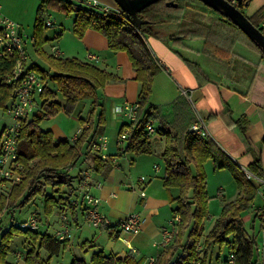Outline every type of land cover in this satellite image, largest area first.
Listing matches in <instances>:
<instances>
[{
    "label": "trees",
    "instance_id": "1",
    "mask_svg": "<svg viewBox=\"0 0 264 264\" xmlns=\"http://www.w3.org/2000/svg\"><path fill=\"white\" fill-rule=\"evenodd\" d=\"M198 1L200 0H158L139 12L141 24H138L127 12L125 16H117L72 0L41 2L37 10L33 46L48 67L37 62L29 63V59L27 62V70L38 73L43 78L45 86L35 98L36 110L23 121L18 138L17 152L21 164L18 171L22 174V179L10 184V190L0 195V264L21 262L50 264L54 256L60 255L69 244L68 238L60 240L57 236L42 231L41 227L30 229L23 224L27 219L21 221L19 225L12 223L7 228L4 227L5 221L11 213L35 202L37 197L42 199L44 213L48 217L61 208H66L60 210L63 213L71 211L75 215L78 209L81 210V198L78 192L80 184L76 186L71 171L86 159H92L97 170H100L99 167L109 165L106 158L91 150V145L106 121L99 90L109 81L120 77L94 62L78 57H60L46 52L44 44L50 40L44 35L48 10L53 8L68 14L75 13L73 30L78 37H83L88 29H95L106 37L111 50L125 51L128 54L136 71V79L141 83V90L138 96V119L123 123L121 129V132L126 127L131 129L125 151L151 153L152 134L145 131V128L149 121L156 120L158 113L159 107L150 100L153 80L161 66L150 52L147 38L155 37L166 42L181 38H203L212 55L223 60L224 56L220 51L223 48L217 46L214 40L219 38L233 40L243 35L254 45L264 60V49L229 17L206 4L204 7L196 4ZM245 2L249 3L250 0L237 4L242 11ZM184 7H190L191 14L186 15ZM214 13L218 14L219 18H215ZM248 18L264 33L263 8ZM171 27L173 29H170ZM15 63V58L0 60V108L5 112L14 102L17 84L4 80ZM196 68L199 70L198 67ZM51 85L56 86L57 89L52 88ZM58 92L64 97L63 102L59 100ZM86 99L92 100L93 108L86 119L80 118L83 128L75 139L58 140L52 130H43L40 127L43 119H49L60 111L72 114L77 104ZM99 107L101 110L98 112ZM156 131L166 139L162 153L165 163L164 184L179 189V195L175 198L177 203L175 211L179 219L173 242L163 247V252L152 264H183L186 260L201 256L197 245L202 235L204 220L209 215L204 164L209 159L219 161L220 150L211 139L197 135L188 128L183 132H173L165 126H160ZM227 165V162L221 163L220 167ZM246 168L255 176L264 179L260 155ZM234 174L239 189L238 196L224 203L221 214L215 219L202 245L206 253L213 245L227 244L231 250L230 255L234 254V264H261L257 250V235L254 231H248L242 220L244 212L254 203L258 187L245 175L238 172ZM82 178L79 179L80 183L84 179ZM36 213L41 212L36 210ZM257 220L260 221V232L264 235V204L253 217L254 223ZM16 234L26 235L30 247L24 255L18 254L21 262L12 263L7 257L11 241ZM44 252L47 256H44ZM70 264H141V262L137 261L135 254L120 257L100 250L93 253L89 260L83 257L74 258Z\"/></svg>",
    "mask_w": 264,
    "mask_h": 264
},
{
    "label": "crops",
    "instance_id": "2",
    "mask_svg": "<svg viewBox=\"0 0 264 264\" xmlns=\"http://www.w3.org/2000/svg\"><path fill=\"white\" fill-rule=\"evenodd\" d=\"M102 1L111 5H119L115 0ZM262 8L264 9V0H250L244 5L243 11L247 16H252ZM52 10L65 14L67 18L64 21L68 29H65L66 26L63 29L60 28L55 34L56 38H63L69 31L68 33H73L79 42L68 49L60 40L61 51H55L53 54L60 57H78L94 62L99 67L120 77V79L109 81L104 88L99 90L106 121L96 139L103 134L108 136V148L101 155L109 161V165L99 167L100 170H97L94 167V161L86 159L78 165L77 173L74 174V181L78 186L79 179L84 178V172H90L87 188L101 199L99 209L111 219L112 225L96 227L89 224L96 230L76 237L73 235L72 238H76V241L69 237V244L65 251H75L76 248L80 252L90 250L91 256L100 250L120 257L135 254L137 257L144 256L142 260H145L146 264H152L151 258L154 257L156 261L164 250L163 247L154 246V242L161 239L164 229L172 227L173 222L176 233L179 219L175 211L177 206L175 198L179 195V189L167 187L164 184L165 163H163L162 153L166 139L160 135L162 147H157V145L156 148L153 145L151 153L125 151L127 141H121L119 134L123 123L127 121L125 117L117 113L116 106L138 101L141 90V83L136 79V71L128 54L125 51L111 50L106 37L95 29H88L83 37H78L73 30L75 13L68 14L62 10L50 8L48 15ZM2 13L7 15L3 6ZM214 17L219 18V15L214 13ZM262 26L264 27V22ZM27 37L28 35L26 36L28 51ZM31 38L33 39V34ZM198 40L202 42L198 45L192 44L193 41ZM32 42L34 45V40ZM146 42L153 57L161 58L166 63V68H161L154 77L150 100L152 104L159 107L156 120L152 121L156 130L160 126H165L173 132H183L187 128L189 130L195 123L194 109L182 92L183 88L190 89L194 103L206 121L209 131L207 138L211 139L220 150L219 161L209 159L204 164L208 177L210 171L211 174H216L226 170L230 171V175L236 181L230 165L233 161H228V163L227 159L234 160L239 167L243 168L242 172L245 174L246 167L258 155L262 158L264 170V60L254 45L243 35L233 40L222 38L214 40L217 46L223 48L220 51L224 59L221 60L212 55L203 38H181L166 42L149 37ZM90 54L95 55L96 58L89 57ZM200 55L205 56L201 58L202 63L198 60ZM92 108V100L86 99L77 104L74 112L79 115L85 113V116L80 118L86 119ZM97 110L99 112L100 107ZM0 122L3 124L7 120L2 122L0 118ZM82 128L81 123L77 132L71 136L59 125H55L51 130L58 140H73L80 134ZM157 134L156 131L151 135L152 142ZM226 162L228 163L226 167H220L221 163ZM208 165L209 171L207 170ZM141 177L145 180L142 181ZM260 190H264V187L262 186ZM142 191L146 192L145 196L141 194ZM262 197L264 201V195ZM65 209L56 210L59 226L52 235L56 236L57 232L63 228L64 222L61 220L63 212L60 210ZM67 212L69 216L67 225L70 228L75 226L79 231L85 224L82 220V211L78 209L75 215L71 211ZM130 212L139 213L142 219L141 232L131 240L130 251L126 247L121 249V246L117 244L111 251L106 252L101 242L102 238L119 240L117 225ZM242 220L244 223L253 222L252 213L244 215ZM253 225H255L254 222ZM48 226H50L49 223ZM263 237L261 232L258 237L260 242L257 244L261 262L264 260V253L261 249ZM150 245L155 247L156 251L146 255L145 252L152 247Z\"/></svg>",
    "mask_w": 264,
    "mask_h": 264
},
{
    "label": "built area",
    "instance_id": "3",
    "mask_svg": "<svg viewBox=\"0 0 264 264\" xmlns=\"http://www.w3.org/2000/svg\"><path fill=\"white\" fill-rule=\"evenodd\" d=\"M90 8L99 9L106 13H113L117 16H125L126 12L119 5H111L104 3L102 0H72ZM47 25H52L53 20L47 19ZM26 34L23 31L21 24L7 15L2 13V4L0 3V60L16 59V63L12 71L8 72L5 76L6 82H15L17 89L15 92V99L12 105L6 111L11 117V121L2 124L0 122V186L6 184L17 183L22 179V174L18 171L21 166L18 160V138L21 133L23 121L31 115L37 107L36 96L44 90L45 82L43 78L36 72L28 71V51L26 47ZM89 57L96 58L95 55L90 54ZM158 65L161 68H166V63L163 59L155 57ZM183 94L188 98L194 109L196 118L195 123L192 124L189 131L194 132L202 137H209V131L205 119L197 109L190 89L183 88ZM139 102H127L125 104L117 105L116 111L121 116L126 118L128 122H134L138 119ZM145 131L150 134L156 132V128L152 121L146 124ZM131 129L126 127L120 134L121 141H127L130 136ZM109 144V138L106 135L99 136L93 141L91 150L102 154ZM103 155V154H102ZM89 171L84 172V179L79 186V197L81 198V211L85 221L93 226H110L112 225L111 219L99 209L101 199L93 195L87 188L89 184ZM245 175L248 179L258 181L264 187V179L255 176L252 172L245 169ZM141 180H145L141 177ZM264 195V190H260ZM143 196L146 195L142 191ZM69 220L68 212L63 213L62 221L64 222L63 228L59 230L56 236L60 240H65L70 237V227L67 225ZM30 229H38L40 227V220L37 213L33 212L27 220L23 223ZM172 227H166L163 231L162 237L159 241L154 242L156 247H166L171 244L175 237L174 222L171 223ZM119 229V238L127 245H131V240L137 236L142 229V219L139 213L130 212L123 218L117 225ZM200 248V244L197 245ZM261 249L264 253V237L261 241ZM155 258H151L154 262ZM234 254L231 253L228 258L227 264H234ZM61 264V263H59ZM183 264H203L201 258L186 260ZM261 264H264L262 260Z\"/></svg>",
    "mask_w": 264,
    "mask_h": 264
},
{
    "label": "rangeland",
    "instance_id": "4",
    "mask_svg": "<svg viewBox=\"0 0 264 264\" xmlns=\"http://www.w3.org/2000/svg\"><path fill=\"white\" fill-rule=\"evenodd\" d=\"M40 2L41 0H0V3L2 4L5 10V13L9 15L8 17L21 23L24 28V33H26V36L28 35L27 38L29 41L28 42L29 63H33L37 61V63L47 68L48 67L47 63L42 59V57H40L35 52L33 42H32L33 39L31 38L32 34L35 31L37 10H38ZM198 4L204 7V3L198 1ZM184 8L186 9V15L191 14L190 11L192 10L190 9V7H184ZM47 19H53L54 23L52 25L44 26V35L50 37V40L44 44V49L46 50V52L54 53L55 51H61L60 40L64 44V46L67 47L68 49L75 46L76 42L79 43L77 37L73 33H68L69 31H67V33L64 35L63 38L55 37V34L59 32L60 28L63 29V27L66 26L64 20L67 18L65 14L63 13L59 14L58 12L52 10L50 11L49 15L48 14L46 15L45 23ZM65 29H68L67 26ZM193 42L194 43L192 44L198 45V43L202 41L198 40V41H193ZM201 58H205V56L200 55V57H198V60L200 61L199 63H202ZM51 87L54 89H57V87L54 85H51ZM58 94H59L58 96L59 100L63 102L64 97L62 96L61 93L58 92ZM37 110L39 111L40 107L37 108ZM81 116H85V113L79 115L76 112H73L72 114H68L64 111H60L58 114L50 117L49 119H43L40 123V127L43 130H51L55 127V125H59L63 127L66 130L67 134L71 136L77 132V129L79 128L81 124V120H80ZM0 118L2 122H4L5 120L11 121V117L9 116V114L3 111L2 108H0ZM1 127H2V124H1ZM160 137L161 136L159 134L156 135V138L153 141L154 147H156L157 145H158L157 147H160V148L162 147ZM125 143L126 142H124V144ZM228 161H233V163L230 164L233 169V172H238L241 175H245L242 172L243 168L239 167V165H237V163L234 162V160L227 159V162ZM77 167L78 166H76L71 171L72 175L77 173V170H78ZM207 170L209 171V165L207 166ZM205 172H206V168H205ZM229 172L230 171L225 170V172L219 171L216 174L214 173L211 174V171H210L209 177L206 172L207 190H208V196H209V201H208V214L209 215L204 220L202 235H201L200 241L198 242V244H200V248H198V250H200V255H201L200 258L203 261L205 260V264H226V259L230 257L231 250L227 244H224L222 246L213 245L211 246V249H207L206 253L204 250V246L202 245L205 240V236L211 229L215 219L221 214L224 203L226 201L233 200L238 193L237 182L230 175ZM253 181L256 183V186L258 187V193L255 197L253 205L246 212H244V215L252 213L254 217V214L259 212V209L256 207H261L264 204V201H263L262 194L260 192L262 185L259 182H257L256 179H254ZM10 187H11L10 184L0 186V195L2 194V192L6 193L7 191H9ZM220 187H222L224 190H220L221 189ZM34 201L35 202H32L31 204L27 205L25 208L18 209L14 213H11L8 219L5 221L4 227L7 228L12 223L19 225L21 221L26 220L33 212L36 213V210H37L41 212L40 214H37V216L39 217L40 227L42 231L44 232L47 231L50 234H53L55 232V229L58 228L59 226V223L57 222V219H58L57 212L54 211V213L48 217L44 213L42 199H39L37 197ZM262 213L263 212H261V214ZM61 220H62V217H61ZM82 220L83 222H85V224L82 225V228L79 231L75 226L70 228V238H72L73 235L76 237L78 235H81L82 233L86 234L90 231L94 232V230H96L94 227H91L89 223L85 221L84 216H82ZM48 223L50 224V226H48ZM243 224L245 228L248 229V231L250 232L254 231L256 233L257 243L259 244L260 239L258 240V237L261 234L260 221L259 220L256 221L255 228H253L254 225L252 221H246L245 223L243 221ZM186 239H187V233L185 234V237H184L185 241ZM76 240L77 239L75 238L74 241ZM101 242L103 243V246L106 249L105 250L106 252L111 251V249L117 244L121 246V249L126 247L129 250V245L124 243L121 238H119V240L118 239L110 240V239L102 238ZM151 246L152 245H150V247ZM29 247H30V242L26 238V235L16 234L11 241L10 251L8 253L7 260L12 263L21 262V259L18 258V254L24 255ZM153 251H156V248L152 246L145 253L146 255H150V253ZM44 256H47V253L44 252ZM135 256L137 258V261L141 262V264H146L144 262L145 260H142L144 256L142 257H137V255ZM82 257L89 260L91 258V251L82 250V252H80V250L77 248L75 249V251H70V250L65 251L64 250L60 253V255L54 256L51 259L50 264H59V263L70 264L74 258H82ZM20 264H22V262Z\"/></svg>",
    "mask_w": 264,
    "mask_h": 264
},
{
    "label": "water",
    "instance_id": "5",
    "mask_svg": "<svg viewBox=\"0 0 264 264\" xmlns=\"http://www.w3.org/2000/svg\"><path fill=\"white\" fill-rule=\"evenodd\" d=\"M119 6L127 13H129L134 20L141 24V19L138 17L139 12L155 3L158 0H115ZM212 9L225 14L235 23L245 34H247L253 41L258 43L264 49V33L260 28L255 26L248 16L238 8L237 4L244 0H200ZM172 3V2H171ZM248 4V2H245ZM175 5H177L175 3Z\"/></svg>",
    "mask_w": 264,
    "mask_h": 264
}]
</instances>
